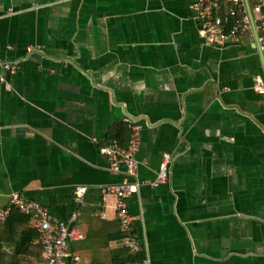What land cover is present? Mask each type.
I'll list each match as a JSON object with an SVG mask.
<instances>
[{"label":"crops","instance_id":"crops-1","mask_svg":"<svg viewBox=\"0 0 264 264\" xmlns=\"http://www.w3.org/2000/svg\"><path fill=\"white\" fill-rule=\"evenodd\" d=\"M193 3L0 0V208L19 193L62 221L79 211L81 264H264V59L254 31L200 38ZM128 118L142 128L144 185L128 200L138 253L103 193L128 180L103 152L130 147ZM165 153L168 182L151 187ZM18 239L0 243L7 262L45 264L34 249L13 258Z\"/></svg>","mask_w":264,"mask_h":264},{"label":"built area","instance_id":"built-area-1","mask_svg":"<svg viewBox=\"0 0 264 264\" xmlns=\"http://www.w3.org/2000/svg\"><path fill=\"white\" fill-rule=\"evenodd\" d=\"M226 3H230L231 7L229 14L224 17L221 13ZM252 8L264 48V0H260ZM192 10L200 23L199 36L208 44L222 46L228 41L244 43L248 34L253 33L252 20L245 0H194ZM30 51L33 50L30 49ZM7 69L17 72L18 66L9 65ZM254 90L264 95V83H256ZM127 122L132 126L133 131L130 147L124 149L117 141H112L103 149V152L112 172L119 175L126 171L128 180L105 187L103 193L107 197L117 198L118 215L126 232L128 247L132 252L138 253L141 247L133 234L134 217L128 200L139 187L144 185V182L136 181L137 154L142 144V128L133 118H128ZM92 140L96 141L95 138ZM171 161L172 155L165 153L155 179L149 182L151 187L155 188L168 182ZM87 191L85 187L75 189L74 202L77 208L84 206ZM14 209L32 217L33 228L37 232L34 243L42 248L45 264H81V256L70 248L72 241L84 238L80 227L73 224L80 216L79 211L74 212L70 222L62 221L54 217L49 209L38 201L29 200L23 194L16 193L11 198L10 206L0 208V225L9 220ZM132 264H148V261H137Z\"/></svg>","mask_w":264,"mask_h":264},{"label":"trees","instance_id":"trees-1","mask_svg":"<svg viewBox=\"0 0 264 264\" xmlns=\"http://www.w3.org/2000/svg\"><path fill=\"white\" fill-rule=\"evenodd\" d=\"M260 0H251L254 5ZM32 223V217L21 213L19 210L14 209L13 214L9 220L0 229V243H12L15 246L16 236L18 239L16 248H14L15 254L22 255L31 253L32 249L35 250L37 257H42V248L40 246H34L32 241L34 236H30V224ZM23 229V231H21ZM40 259V258H39ZM0 264H15L14 262H7L6 255L0 252Z\"/></svg>","mask_w":264,"mask_h":264},{"label":"water","instance_id":"water-1","mask_svg":"<svg viewBox=\"0 0 264 264\" xmlns=\"http://www.w3.org/2000/svg\"><path fill=\"white\" fill-rule=\"evenodd\" d=\"M245 2H246V6H247V9H248L249 15H250L251 20H252L253 31H254L253 41L256 44V48H258L260 50L261 55H262V57L264 59V48H263V45H262L261 40H260V35H259L258 26H257V21L255 19V15L253 13V8H252L251 1L250 0H245Z\"/></svg>","mask_w":264,"mask_h":264},{"label":"rangeland","instance_id":"rangeland-1","mask_svg":"<svg viewBox=\"0 0 264 264\" xmlns=\"http://www.w3.org/2000/svg\"><path fill=\"white\" fill-rule=\"evenodd\" d=\"M259 15H257V17H258Z\"/></svg>","mask_w":264,"mask_h":264}]
</instances>
